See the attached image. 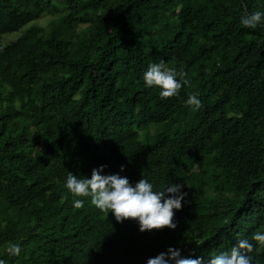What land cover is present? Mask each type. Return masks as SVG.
I'll return each instance as SVG.
<instances>
[{
    "label": "trees",
    "instance_id": "obj_1",
    "mask_svg": "<svg viewBox=\"0 0 264 264\" xmlns=\"http://www.w3.org/2000/svg\"><path fill=\"white\" fill-rule=\"evenodd\" d=\"M257 9L264 0H0V259L146 264L169 246L209 258L264 231V28L240 23ZM160 59L186 73L177 96L142 80ZM101 165L133 184H184L176 228L141 232L89 197L72 207L68 172ZM249 255L264 264V247Z\"/></svg>",
    "mask_w": 264,
    "mask_h": 264
},
{
    "label": "clouds",
    "instance_id": "obj_2",
    "mask_svg": "<svg viewBox=\"0 0 264 264\" xmlns=\"http://www.w3.org/2000/svg\"><path fill=\"white\" fill-rule=\"evenodd\" d=\"M240 23L249 29L264 28V10H245ZM185 77L186 73L183 70L169 66L164 59L150 62L142 73L145 86L158 87L161 98L177 96L179 90L188 84ZM186 104L198 110L201 101L197 95L189 94ZM104 167L101 165L100 168L93 169L91 178L78 177L68 172L64 187L72 195V207L76 209L83 207L85 200L81 197H89L93 206L101 211H108L117 222L135 220L141 232L166 227L176 228L175 211L182 208L187 197V192L183 191L184 184L170 182L162 188H156L153 182L144 176L133 184L127 176L119 173L103 175ZM121 171H124L123 165ZM258 247H264V231H255L251 240L240 238L230 248L219 251L209 258L184 257L181 249L169 246L166 252L148 258L146 264H253V258L249 253ZM20 253L19 243H11L7 248L9 256H19ZM0 264H6V261L0 259Z\"/></svg>",
    "mask_w": 264,
    "mask_h": 264
},
{
    "label": "rangeland",
    "instance_id": "obj_3",
    "mask_svg": "<svg viewBox=\"0 0 264 264\" xmlns=\"http://www.w3.org/2000/svg\"><path fill=\"white\" fill-rule=\"evenodd\" d=\"M50 20H51V17L47 15V16H43V17H41V18L37 21V23L40 24V25H44V26H46V25L49 24ZM16 36H17V35L15 34V35H13L11 38H14V37H16ZM11 38H9V39H11Z\"/></svg>",
    "mask_w": 264,
    "mask_h": 264
}]
</instances>
